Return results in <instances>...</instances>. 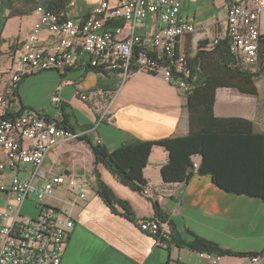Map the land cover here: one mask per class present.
Instances as JSON below:
<instances>
[{"label":"crops","instance_id":"crops-1","mask_svg":"<svg viewBox=\"0 0 264 264\" xmlns=\"http://www.w3.org/2000/svg\"><path fill=\"white\" fill-rule=\"evenodd\" d=\"M101 1L81 0L71 5L68 16L81 20ZM108 1L117 5L120 0ZM229 2L182 0L180 14L198 28L180 40L179 51L189 52L193 59L201 41L224 31ZM38 19L35 12L11 18L0 9V70L17 65L22 45L30 38ZM156 26V20L148 19L140 32L151 33ZM58 40V35L41 30L36 45L51 52ZM34 79H49L53 84L49 94L56 85L65 83L60 91L63 103H53V110L31 103L28 84ZM257 87L259 92L254 96L227 87L219 89L215 115L250 120L254 132L264 135V74ZM81 94L92 97L84 101ZM17 97L18 102L7 109L9 117L38 111L80 134L78 140L62 141L50 150L44 165L54 175L73 174L89 181L84 200L71 198L65 191L48 198L53 207L75 223L61 264L198 263L199 253L141 230L138 223L156 217L157 210L166 215L170 232L187 241L194 234L236 253L257 255L264 251L263 201L227 193L217 186L211 174L197 173L202 161L200 141L190 135L187 98L160 75L138 72L124 79L119 71L92 70L84 57L64 73L48 70L24 76ZM108 106L109 119L100 121ZM97 144L106 147L112 159L142 187L141 192L134 191L102 164L97 167L116 196L130 204L134 221L122 215L123 209L116 202L103 199L97 191L93 153ZM11 175L8 172L7 181ZM145 188L149 196L143 192ZM9 202L8 195L0 192V207H7ZM250 257L222 256V264H252Z\"/></svg>","mask_w":264,"mask_h":264},{"label":"built area","instance_id":"built-area-1","mask_svg":"<svg viewBox=\"0 0 264 264\" xmlns=\"http://www.w3.org/2000/svg\"><path fill=\"white\" fill-rule=\"evenodd\" d=\"M181 7L182 0H120L117 5L102 0L81 20L47 13L42 6L36 9L39 19L22 45L19 62L12 69L0 70V192L10 199L7 207H0V264H61L75 223L48 198L62 191L71 198H87L86 177L54 175L44 167L50 150L62 141L78 140L80 134L58 126L38 111L6 117L8 107L18 102L17 89L24 76L48 70L64 73L87 57L91 68L119 71L124 79L138 72L160 75L185 96L191 90L188 79L192 71L178 43L198 27L180 14ZM148 19L156 20L157 26L151 33H141ZM41 30L58 35L53 51L37 47ZM226 39L238 63L256 72L264 45V0H230L226 28L204 41L211 48ZM62 87L53 97L56 106L63 103ZM80 97L86 101L92 96ZM104 110L100 121L109 119L110 107ZM8 172L12 174L9 181ZM143 192L150 195L147 188ZM31 196L37 200L34 218L22 215ZM140 228L151 230L150 235L163 241L170 239L168 220L146 218ZM199 258L196 264H222L218 254L199 252ZM250 259L252 264H262L264 251Z\"/></svg>","mask_w":264,"mask_h":264},{"label":"trees","instance_id":"trees-1","mask_svg":"<svg viewBox=\"0 0 264 264\" xmlns=\"http://www.w3.org/2000/svg\"><path fill=\"white\" fill-rule=\"evenodd\" d=\"M73 1L79 3L81 0H0V9L7 11L11 18L31 15L41 6L47 13L68 16ZM208 44V41H201L193 59L190 58L189 52L185 53L192 71L191 78L188 79L191 90L185 94L190 117L189 130L190 135L200 141L202 157L197 173L211 174L217 186L227 193L258 197L264 203V135L254 132V123L250 120L240 117H217L214 112L216 93L221 88L234 89L245 95H257V81L264 74V45L259 50L257 70L253 72L238 63L230 51V40L226 39L211 48H207ZM135 55L137 56L136 52ZM91 69L103 71L99 68ZM47 119L56 122L49 117ZM56 123L68 128L65 123ZM93 150L98 193L103 199L110 198L116 202L123 209L122 215L134 221L130 204L116 196L102 179L97 167L102 164L123 185L134 191L141 192L142 187L133 180L128 170L112 159L106 147L97 144L93 146ZM165 216L162 211L157 210V218L164 221L167 220ZM142 221L138 223L139 227ZM169 241L197 253L209 252L225 257H248L255 254L225 250L219 244L194 234L192 239L187 241L172 231Z\"/></svg>","mask_w":264,"mask_h":264},{"label":"rangeland","instance_id":"rangeland-1","mask_svg":"<svg viewBox=\"0 0 264 264\" xmlns=\"http://www.w3.org/2000/svg\"><path fill=\"white\" fill-rule=\"evenodd\" d=\"M49 79H45L44 81L38 80V79H34L32 84H28V90H29V96L31 97V100L34 105H36V103H40L41 105L45 106L46 108L53 110L54 107V101H53V97L54 95L57 93L58 91V87H60L61 85H63L65 83H61L56 85L53 88V91L51 94H49L48 91L51 90V86H53L52 83H50ZM48 81L47 85H44V83H46ZM44 85V86H43ZM62 87V88H63ZM62 90V89H61ZM36 198L34 196H31L24 204L23 209H22V215L29 217V218H34L37 215V208H36V204H35Z\"/></svg>","mask_w":264,"mask_h":264},{"label":"bare ground","instance_id":"bare-ground-1","mask_svg":"<svg viewBox=\"0 0 264 264\" xmlns=\"http://www.w3.org/2000/svg\"><path fill=\"white\" fill-rule=\"evenodd\" d=\"M140 227H143V221L141 222ZM150 231H151V230L144 229V232H146V233L149 234V235H150Z\"/></svg>","mask_w":264,"mask_h":264}]
</instances>
